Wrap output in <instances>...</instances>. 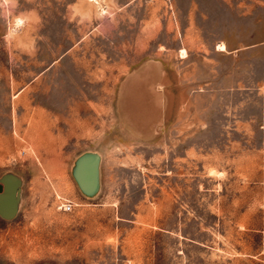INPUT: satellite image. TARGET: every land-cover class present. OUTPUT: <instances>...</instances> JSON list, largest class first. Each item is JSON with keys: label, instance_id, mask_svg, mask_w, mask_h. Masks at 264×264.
Returning a JSON list of instances; mask_svg holds the SVG:
<instances>
[{"label": "rangeland", "instance_id": "374dc122", "mask_svg": "<svg viewBox=\"0 0 264 264\" xmlns=\"http://www.w3.org/2000/svg\"><path fill=\"white\" fill-rule=\"evenodd\" d=\"M8 174L0 264H264V0H0Z\"/></svg>", "mask_w": 264, "mask_h": 264}, {"label": "water", "instance_id": "95a60500", "mask_svg": "<svg viewBox=\"0 0 264 264\" xmlns=\"http://www.w3.org/2000/svg\"><path fill=\"white\" fill-rule=\"evenodd\" d=\"M95 159L92 156L84 157L78 168V175L82 184L93 188L96 184ZM18 183L13 175H5L0 182V214L10 217L16 210Z\"/></svg>", "mask_w": 264, "mask_h": 264}, {"label": "built area", "instance_id": "2783aa9c", "mask_svg": "<svg viewBox=\"0 0 264 264\" xmlns=\"http://www.w3.org/2000/svg\"><path fill=\"white\" fill-rule=\"evenodd\" d=\"M61 206L64 210H70L72 208V202L71 201H63L61 203Z\"/></svg>", "mask_w": 264, "mask_h": 264}]
</instances>
